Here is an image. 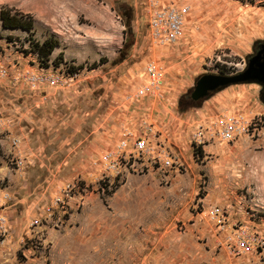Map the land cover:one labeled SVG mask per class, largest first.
I'll return each mask as SVG.
<instances>
[{"label":"rangeland","instance_id":"374dc122","mask_svg":"<svg viewBox=\"0 0 264 264\" xmlns=\"http://www.w3.org/2000/svg\"><path fill=\"white\" fill-rule=\"evenodd\" d=\"M164 7L183 17L174 45L148 27ZM2 9L32 27L0 20V264H264V87L190 98L246 68L264 0Z\"/></svg>","mask_w":264,"mask_h":264},{"label":"built area","instance_id":"2783aa9c","mask_svg":"<svg viewBox=\"0 0 264 264\" xmlns=\"http://www.w3.org/2000/svg\"><path fill=\"white\" fill-rule=\"evenodd\" d=\"M148 27L152 39L161 46L174 45L182 35L183 17L174 8H160L150 15ZM146 74L149 90H154L162 83L164 68L154 62L147 65Z\"/></svg>","mask_w":264,"mask_h":264},{"label":"water","instance_id":"95a60500","mask_svg":"<svg viewBox=\"0 0 264 264\" xmlns=\"http://www.w3.org/2000/svg\"><path fill=\"white\" fill-rule=\"evenodd\" d=\"M255 83L264 86V43L248 59L246 68L232 76L203 75L195 83L190 94L192 101L196 102L205 98L208 93L229 85Z\"/></svg>","mask_w":264,"mask_h":264},{"label":"trees","instance_id":"16d2710c","mask_svg":"<svg viewBox=\"0 0 264 264\" xmlns=\"http://www.w3.org/2000/svg\"><path fill=\"white\" fill-rule=\"evenodd\" d=\"M0 20L2 28H22L24 30H30L31 29V20H23L22 18H19L15 15H10V12L8 10L2 9L0 11ZM56 42L49 41L45 42L42 47H39L40 51H43L42 54L44 57H47L52 52L53 48L55 47ZM43 49V50H42Z\"/></svg>","mask_w":264,"mask_h":264},{"label":"flooded vegetation","instance_id":"af4514ba","mask_svg":"<svg viewBox=\"0 0 264 264\" xmlns=\"http://www.w3.org/2000/svg\"><path fill=\"white\" fill-rule=\"evenodd\" d=\"M260 45H262V44H260ZM260 45L258 46V48L260 47ZM258 48H257V49H258ZM257 49H256V50H257ZM263 87H264V86H263ZM262 99L264 100V92H263Z\"/></svg>","mask_w":264,"mask_h":264}]
</instances>
